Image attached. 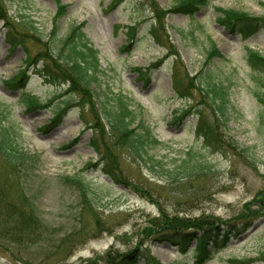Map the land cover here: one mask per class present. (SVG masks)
Masks as SVG:
<instances>
[{"label":"rangeland","instance_id":"374dc122","mask_svg":"<svg viewBox=\"0 0 264 264\" xmlns=\"http://www.w3.org/2000/svg\"><path fill=\"white\" fill-rule=\"evenodd\" d=\"M4 2L9 19L24 15L37 27L23 33L13 19L12 33L22 43L10 48L0 20V114L31 159L20 176L42 224L16 243L18 235L9 233L12 220L0 219V264H106L136 246L148 248L164 264H264V68L253 69L247 60L248 47L264 56V29L243 39L217 23L216 9L257 17L264 15V0H210L191 15L174 11L176 0H60L66 9L57 20V36L52 35L54 0ZM78 24L98 50L100 65L90 84L80 83L77 90L78 82L51 84L41 76L44 71L36 73L25 64L35 55L63 60L68 46L60 39ZM211 40L221 57L207 55ZM20 67L26 87L17 90L6 79ZM176 68L195 77L191 97L175 93ZM208 75L227 88L226 124L197 82ZM118 94L130 99L136 121L160 141L147 147L143 158L109 143L103 110L115 104ZM31 103L42 105L24 108ZM185 109L190 111L178 118ZM195 109L215 123L222 150L207 147L195 135ZM55 113L59 118L50 123ZM98 122L104 130L97 137L100 158L116 166L118 183L100 166H88L98 158L90 146ZM184 163L198 166L197 171L183 175ZM79 171L91 185L90 197L97 199L92 210L82 211L79 191L63 182V175ZM172 215L209 218L238 230L201 262L194 241L181 253L150 237L148 229Z\"/></svg>","mask_w":264,"mask_h":264},{"label":"trees","instance_id":"16d2710c","mask_svg":"<svg viewBox=\"0 0 264 264\" xmlns=\"http://www.w3.org/2000/svg\"><path fill=\"white\" fill-rule=\"evenodd\" d=\"M4 1L0 0V20L4 22V26L7 28L6 38L10 46H16L22 42L12 33L15 26L14 20L22 28L23 33L28 32L29 29L36 30L37 27L34 20H28L24 15L19 14L17 17L9 19ZM55 1L58 7L53 21V36H56L58 32L57 20L65 14L66 9V6L59 2L60 0ZM175 3L173 7L174 11L191 15L200 7L207 6L209 0H176ZM216 9L219 12L217 23L233 33L240 34L243 39L248 38L260 29H264V15L251 16L246 12L233 8L224 9L216 7ZM81 27V25L75 26L67 37L60 39L63 46H68V52L63 60L62 58H50L51 56L49 57V55H41L39 57L40 59L38 60L43 61L41 71L45 72L42 75L47 81L61 83V80H69L73 84L78 82L77 85H73V88L77 90L80 83L88 85L92 79L96 78L100 65L98 51L88 46V41L81 31ZM150 34L156 42H159L155 31L150 30ZM207 55L210 57H221V53L212 40ZM61 60L62 63H59ZM248 62L249 66L253 69L264 68V56L260 55L257 51L249 49ZM25 76V71L19 70L12 76L11 81L7 83L15 89L22 88L26 82ZM194 79L195 77H188L185 70L182 74L177 68L174 69L172 83L175 92L182 98H186L188 95L191 97V81ZM206 79L207 81L202 82L197 80V82L201 86H205L204 90L201 88V91L205 92L210 100L216 102V113L218 117L223 119V124H226L228 121L227 110L229 104L227 88L222 83L211 81L210 75ZM261 102L264 103V100L261 99ZM36 106L38 105L34 103L26 105V107ZM188 111L190 110H182L178 117L188 113ZM103 113L106 120L104 122L106 124L105 129L107 130L109 143L113 149L126 152L133 158H143V154L147 152V147L160 143L151 133L148 126L136 121L137 116L134 115V110L130 108L129 100L123 95L119 94L115 99V104L111 108H104ZM194 113L197 115L195 123L196 134L203 138L205 145L209 148L216 151L222 150L221 144L218 141L220 137L215 123L208 119L202 111L195 109ZM58 115L57 113L53 118L55 119ZM54 119L52 122H54ZM3 120H5L4 113L0 114V219L9 218L12 220L9 224L14 226L11 227L9 233L18 235L17 238L12 236L13 241L17 243L22 233L37 230L42 223L34 204L23 187L20 176L24 167L29 166L31 159L26 155L23 148L16 144V135L11 131L10 127L5 126L4 123L2 124ZM92 131L93 136L90 145L100 160L103 152H101L98 145L99 141L97 137L99 135L102 136L104 133L102 123L98 122ZM102 160L103 163L101 160L100 162L102 163L104 174L112 182L118 183L120 179L116 172V166L106 158ZM92 164L94 163H90V165ZM197 167L191 163H184L181 173L187 175L188 173L197 171ZM62 179L64 183L79 191L83 207L82 211L92 210V206L96 204L97 199L90 197L92 188L90 183L84 180V176L76 173L63 175ZM262 196L264 197V192L261 193L260 197ZM244 220L248 222V218ZM219 224L209 218L172 215L164 217L148 230L150 237L154 241L158 243L169 242L175 245L181 253H186L194 241L195 247L193 250L195 257L201 261L210 257L213 251L225 246L230 240V234L238 230L237 226L235 227L234 225L232 228H228L227 226L220 227ZM1 235L7 234L2 233ZM210 248L213 250L211 251ZM138 260H142L144 264H163L150 253L148 248L142 246H136L126 254L117 255L106 264H134Z\"/></svg>","mask_w":264,"mask_h":264}]
</instances>
